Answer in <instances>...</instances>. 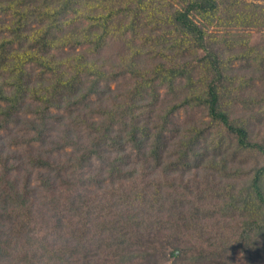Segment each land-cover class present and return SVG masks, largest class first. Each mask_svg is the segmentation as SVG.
I'll return each mask as SVG.
<instances>
[{
	"label": "trees",
	"instance_id": "16d2710c",
	"mask_svg": "<svg viewBox=\"0 0 264 264\" xmlns=\"http://www.w3.org/2000/svg\"><path fill=\"white\" fill-rule=\"evenodd\" d=\"M126 1L0 0V264H264V4Z\"/></svg>",
	"mask_w": 264,
	"mask_h": 264
},
{
	"label": "rangeland",
	"instance_id": "374dc122",
	"mask_svg": "<svg viewBox=\"0 0 264 264\" xmlns=\"http://www.w3.org/2000/svg\"><path fill=\"white\" fill-rule=\"evenodd\" d=\"M250 2H255V3H260V4H264V0H248ZM123 2H127L126 0H116V6H120L121 3ZM163 7L162 10L165 12H168L171 10L172 6L177 7L178 6V1L177 0H159L158 1ZM251 33V42L256 43L258 41V37L260 35V33L258 31H250ZM125 48L124 47H119V43H117L114 40H110V42L108 43V45L106 46V48L104 49V51L101 53L100 55V59L101 61L105 64L106 68L108 70H111L113 65H118L119 61H121V57L126 54L125 52ZM147 58V60L149 61V63H153L155 62L153 59V56H145ZM38 69H35V74L38 72ZM128 81L129 80H123L120 79L118 80V83H113L112 86L116 89L118 86L119 87V92L122 93L124 91L125 88H127L128 86ZM162 96H164V92L163 90L161 91ZM202 120H206L205 115L202 111H200L199 109H184V110H180L179 113L176 115V121L185 126L186 124L190 123V122H196V121H202ZM15 126L12 125L11 128L8 130V133L13 132L15 134ZM24 131H21L19 129V133L18 135H22ZM12 134V133H11ZM173 137L175 138V135H171L170 138ZM36 146V145H35ZM21 152H27L29 150V148H20L19 149ZM70 152L69 150L67 151H63L61 152L60 155H57V159L59 162L62 163H67L70 159V156L68 155ZM27 154V153H26ZM25 155V154H24ZM253 158V159H252ZM252 159L251 161L254 162V156H250L249 160ZM135 162L137 163L138 160L135 159ZM139 163V162H138ZM145 173V177L148 181L151 180V178H153L155 176V172H154V167L150 164H148V167H144L143 169L140 168L139 172L144 175L143 171ZM33 175L35 176L36 173H38V170H33ZM179 175L177 176H173L171 179H173L174 182H171V180H169L168 183H173V185H176V187H179L182 189V187L186 188L187 191H189L190 193L192 192H196L197 191V187H199L200 189H207L209 184L213 181L211 177L207 176V174L201 172L199 174L197 173H192L191 175H186L183 178H178ZM37 182L36 180H34L33 185H35ZM108 183V182H106ZM128 185V184H126ZM192 191V192H191ZM103 194V191H99V200L101 199ZM216 224L214 223H209L207 226V233L209 236H213L214 235H222L221 230H218L216 228ZM219 233V234H218ZM237 260L239 261V264H246L242 254H237Z\"/></svg>",
	"mask_w": 264,
	"mask_h": 264
}]
</instances>
